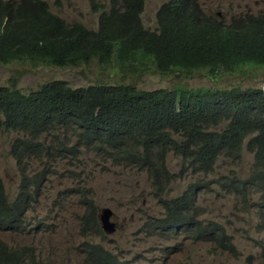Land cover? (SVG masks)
<instances>
[{"label": "clouds", "instance_id": "9594fccd", "mask_svg": "<svg viewBox=\"0 0 264 264\" xmlns=\"http://www.w3.org/2000/svg\"><path fill=\"white\" fill-rule=\"evenodd\" d=\"M3 1L14 4L15 1L19 0ZM89 3L96 15L94 22L96 28H87L86 24L81 21L67 22L51 9L48 2L50 12L61 17L72 30L77 25V30L91 31L95 34L112 22L113 14L123 12L129 6L133 24L128 32L135 39L136 46L132 52L138 61L134 64L122 63L121 61L116 63L119 66L116 67V70L123 73L131 70L139 74L150 68L164 74L172 73L175 76H183L182 73L186 76L196 71H206L209 76L213 75L214 77L224 72H233L239 67H260L249 63L231 66L225 61L234 59V56H244V52L254 45L248 35L251 28L247 26L248 21L244 20L247 15L258 19L259 15L264 14L263 10L240 13L227 20L206 14L197 0H163L154 11L147 5V0H110V3L105 4H99V0H89ZM233 17L236 18L233 19ZM95 34H87V36L98 43L100 37L95 36ZM107 37L111 39L109 35ZM114 41L115 47L116 40ZM159 43L163 56L170 60L165 70L157 67L147 54L149 46ZM180 50L186 53L184 55L178 53ZM15 62L31 63L27 59H14L9 62H0V64L6 65ZM102 84H118L128 90H135L138 93L135 96L138 101L145 96L165 97L166 100L161 102L167 106V109L164 110L166 113H181L183 111L181 107L184 104L183 98H191L198 92L211 95L217 101L213 104L219 107L218 102L226 103L223 99L224 96L245 91L264 90V87L241 85L197 89H190L182 85L174 86L173 89L163 87L140 89L134 84L125 82L97 85ZM42 85L29 89L27 93H24L17 85H0V257L4 264H129L128 262L122 263L118 255L101 243L92 242L89 239L92 233L112 234L117 229V224L113 220L114 211L109 207H99L90 190L86 186H82V183H85L84 174H86V170H76L65 163L66 161H78L77 157L81 148L92 147H96L98 151L107 152L114 157L116 162L124 161L136 165L152 179L155 197L164 208V213L160 218H152L144 223L143 227L149 235L159 234L165 240L170 241L175 235L174 233L184 232L194 241L209 243L217 248L218 242L213 239L195 238L190 227L176 229L161 221L167 215L164 201H171L185 194L184 191L175 197L164 195L166 185L174 176V172L166 164L167 156L172 152L182 160L184 171L195 175L191 167L185 168L190 156L182 153L173 145L174 142L178 144L187 142L188 139L181 129L169 126L164 130V138L167 143L165 148H170L166 154L160 151L158 148L161 147L152 143L147 136L145 138L137 133H135L137 141L129 140L116 146L112 143L113 134L106 130L92 134L84 132L81 128H66L64 124L58 125L59 131L55 130L56 142L47 139L45 148L33 152H23V148H32L24 145V141H27L28 138L27 127L16 124L15 127L9 128L6 121L12 123V117H10L11 114L5 106L11 98L16 104H19L21 98H26L34 92H40ZM16 93L17 95H15ZM186 102L189 103L190 101L187 100ZM143 104L149 105L153 102L147 101ZM141 112L154 114L156 111L147 109ZM76 113L77 110L72 111L71 117L67 119L71 121L69 124L72 126L76 120ZM228 123L229 121H221L211 130L224 131L227 129ZM61 127L65 128L67 132L60 130ZM69 129H72L73 132L70 134L75 137L73 144L69 141ZM254 131L245 135L242 146H240L241 151L233 152L230 156L232 159L240 158L244 150L253 154L254 161L249 177L242 178L231 171L220 181L225 190L236 193L243 203L248 205H250L253 197L251 188L255 187L248 184V180L253 177L255 171L262 170V166L256 162V152L252 151L249 146L250 139L257 135L256 131L258 130ZM82 134L85 135L81 137ZM61 136L65 137V145L72 148H64L62 151L59 143ZM7 145L8 147H6ZM74 149H76L75 153H73ZM146 150H149V157L144 161L143 157L138 154L144 153ZM62 153L63 155H61ZM10 157L14 159L12 166L7 163V159ZM36 160L38 166L34 164ZM146 162L148 163L145 165ZM158 165H164L170 177L167 176V173L161 172L157 167ZM214 170L215 165L212 171ZM156 172L160 174L159 181L155 179ZM183 173L182 171V175ZM199 173L203 172L196 174ZM55 176L63 178L66 182L72 181L73 186L54 187L53 195L49 197L47 195L49 188L46 189L47 182ZM237 180L246 181V187L242 191L239 190ZM256 188L262 192L263 195L260 200L264 201V188L263 190L259 187ZM200 189L201 187L197 191V197ZM245 193H247V197L243 198ZM78 203L81 208L79 213H77L79 210ZM254 204L258 203L254 202ZM195 208L197 213L193 215L196 219H201V213L196 202ZM189 215H191V208ZM260 215L264 219V202L261 205ZM203 224L205 223L203 222ZM216 224L220 223L211 222L210 225ZM223 227L225 233L230 235L228 229ZM1 234L6 235V240ZM231 240L235 245L232 236ZM167 241L163 245H167ZM262 247H264V243ZM225 252L233 254L237 253V250Z\"/></svg>", "mask_w": 264, "mask_h": 264}, {"label": "trees", "instance_id": "16d2710c", "mask_svg": "<svg viewBox=\"0 0 264 264\" xmlns=\"http://www.w3.org/2000/svg\"><path fill=\"white\" fill-rule=\"evenodd\" d=\"M244 21H248L247 26L251 28L248 35L254 45L244 52V56H234V59L225 62L231 66L245 63L264 66V14L259 15L258 19L247 15ZM132 24L129 6L125 11L113 14L112 22L95 34L77 30V25L72 30L61 17L50 12L47 0H19L14 4L0 0V62L27 59L32 64L78 66L97 61L100 65L116 70L119 61L131 64L138 61L132 52L136 46L135 39L128 32ZM87 34L100 37V42L97 43ZM159 46L160 43L149 46L147 54L157 67L165 70L170 60L163 56ZM178 53L184 55L186 52L180 50ZM119 87L118 84H102L75 89L65 80L54 79L43 83L40 92L21 98L19 104L13 98L9 99L5 108L11 114L12 123H6L9 128L16 124L27 127L28 138L24 145L32 148H23V152L45 148L47 139L56 142L55 130L59 131L58 125L64 124L66 128H81L92 134L106 130L113 134L112 143L116 146L129 140L137 141V133L145 138L147 136L166 154L170 148H165L164 130L171 126L181 129L188 139L186 143L174 142L173 145L190 156L185 168L191 167L194 174L212 171L220 157H230L233 152L241 151L240 146L248 132L258 130L257 135L250 139L249 146L256 152V162L262 166V170L255 171L248 184L263 190L264 90L224 96L226 103L218 102L219 107L213 104L217 101L211 95L198 92L191 98H183L181 113H166L164 110L167 106L161 102L166 100L165 97L145 96L138 101L135 90ZM187 100L190 102L187 103ZM147 101L153 104H143ZM147 109L156 112H141ZM74 110L77 113L72 126L67 119ZM221 121H229L226 130H211ZM64 142L65 137L61 136L59 143L62 151L72 148ZM138 155L145 161L149 157V150ZM157 167L169 176L164 165ZM159 178L160 174L156 172L155 179L159 181ZM237 182L242 191L246 181ZM199 185L200 182H196L190 185L184 195L164 201L167 215L161 221L176 229L190 227L195 238L213 239L218 242L217 248L235 252L231 236L225 233L222 225L203 224L201 219L193 215L197 213L195 202ZM246 197L247 193L243 194V198ZM0 264H4L1 257Z\"/></svg>", "mask_w": 264, "mask_h": 264}, {"label": "rangeland", "instance_id": "374dc122", "mask_svg": "<svg viewBox=\"0 0 264 264\" xmlns=\"http://www.w3.org/2000/svg\"><path fill=\"white\" fill-rule=\"evenodd\" d=\"M163 0H147V5L154 11ZM206 14L229 20L231 16L254 10L264 11V0H197ZM51 9L67 22L81 21L87 28H96V15L89 0H48ZM99 4L110 0H99ZM175 76L147 68L139 74L133 71L123 73L93 62L89 65L54 66L39 63L0 64V85H17L24 93L37 88L43 83L61 79L73 88L86 87L101 83L125 82L140 89L168 88L182 85L190 89L222 86L264 87V67H239L233 72H224L213 77L206 71H196L189 75ZM60 130L67 132L65 128ZM69 129L68 133H72ZM69 141L75 142L70 134ZM8 147V145L6 146ZM7 152V151H6ZM78 161H66L76 170H86L85 183L97 205L109 207L114 211L113 220L117 229L112 234L92 233L90 241L101 243L119 256L122 263L129 264H263L264 262V219L261 218L260 200L263 195L256 187L251 188L253 195L250 205L234 192L225 190L221 185L231 171L242 178L249 177L252 171L253 154L243 151L242 157H222L210 173L191 174L184 171L182 160L172 152L167 156L166 164L174 172L172 180L166 185L164 195L175 197L186 191L189 185L200 182L196 200L205 224L218 222L225 226L236 245L237 253H228L215 248L212 244L194 241L187 233H174L170 241L161 235H149L144 223L152 218H160L164 208L154 194V185L150 176L136 165L124 161L116 162L114 157L96 147L81 148ZM10 166L12 157L7 159ZM38 166L37 160L34 163ZM76 164V166H75ZM182 171L184 172L182 175ZM47 195H53V188L72 187L73 182H66L59 176L47 182ZM45 189V190H46ZM78 201V200H77ZM254 202L258 204H254ZM79 206V203H78ZM81 210L79 206V213ZM6 240V235L1 234ZM167 245H163L164 242Z\"/></svg>", "mask_w": 264, "mask_h": 264}]
</instances>
